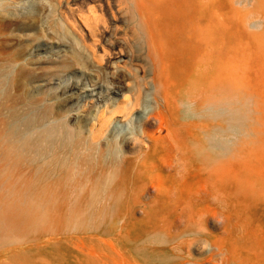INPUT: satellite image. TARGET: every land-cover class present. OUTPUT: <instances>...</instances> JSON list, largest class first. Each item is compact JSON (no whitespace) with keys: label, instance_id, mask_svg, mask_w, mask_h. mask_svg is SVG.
<instances>
[{"label":"rangeland","instance_id":"374dc122","mask_svg":"<svg viewBox=\"0 0 264 264\" xmlns=\"http://www.w3.org/2000/svg\"><path fill=\"white\" fill-rule=\"evenodd\" d=\"M136 13L141 103L83 155L78 191L105 197L40 216L9 198L26 172L4 113L24 89L0 94V264H264V0H136Z\"/></svg>","mask_w":264,"mask_h":264},{"label":"bare ground","instance_id":"6f19581e","mask_svg":"<svg viewBox=\"0 0 264 264\" xmlns=\"http://www.w3.org/2000/svg\"><path fill=\"white\" fill-rule=\"evenodd\" d=\"M136 16L143 18L136 0H0V28L13 30L0 34V94L24 89L4 113L6 151L26 172L18 177L22 189L8 197L35 201L39 216L50 204L105 197L78 191L86 188L83 155L116 114L141 103ZM137 144L126 136L120 143L128 152Z\"/></svg>","mask_w":264,"mask_h":264},{"label":"clouds","instance_id":"9594fccd","mask_svg":"<svg viewBox=\"0 0 264 264\" xmlns=\"http://www.w3.org/2000/svg\"><path fill=\"white\" fill-rule=\"evenodd\" d=\"M217 221L219 222V223H222V220L221 219H217ZM199 243L200 244V246H201V250L203 251V250H207V248L206 247H204V245H203V243L201 242V241H198V240H193V244H195V243Z\"/></svg>","mask_w":264,"mask_h":264}]
</instances>
